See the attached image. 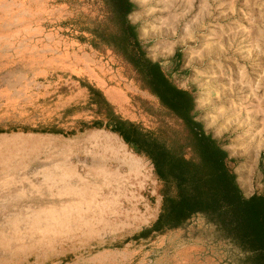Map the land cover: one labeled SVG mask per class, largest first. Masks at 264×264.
<instances>
[{"label":"rangeland","instance_id":"1","mask_svg":"<svg viewBox=\"0 0 264 264\" xmlns=\"http://www.w3.org/2000/svg\"><path fill=\"white\" fill-rule=\"evenodd\" d=\"M132 2L129 19L148 57L194 91L197 117L234 160L244 196L264 194V0ZM96 15L90 0H0V264H232L238 252L200 217L134 239L156 219L161 186L150 162L127 145L141 161L139 175L106 149L120 138L104 128L90 90L144 128L157 125L145 110L158 108L125 64L89 44L77 23ZM100 158L119 166L122 178L105 186L93 176ZM64 160L103 188L99 211L82 212L89 225H45L66 201L49 176Z\"/></svg>","mask_w":264,"mask_h":264},{"label":"trees","instance_id":"2","mask_svg":"<svg viewBox=\"0 0 264 264\" xmlns=\"http://www.w3.org/2000/svg\"><path fill=\"white\" fill-rule=\"evenodd\" d=\"M90 1L97 15L78 21L80 30L94 49L108 51L125 64L136 86L153 97L158 108L145 110L157 117V125L144 128L117 117L104 97L90 90V104L107 121L104 128L150 162L161 186L156 219L134 239L178 230L200 217L218 240L238 252L232 264H264V194L244 196L230 168L234 160L197 117L194 91L179 88L161 64L148 57L138 26L129 19L137 9L132 0Z\"/></svg>","mask_w":264,"mask_h":264},{"label":"bare ground","instance_id":"3","mask_svg":"<svg viewBox=\"0 0 264 264\" xmlns=\"http://www.w3.org/2000/svg\"><path fill=\"white\" fill-rule=\"evenodd\" d=\"M125 148H126L125 144L121 142L120 139L118 141V145L115 148L109 147L106 143V149L112 152L113 157L116 156V157H120L122 159L127 160V162L126 161L124 162L129 167V170H128L129 174H132V171L133 172L135 171V173L133 174L139 175L140 171H142V168H143L141 161L140 162L135 161V159H133L134 155L128 153ZM99 160L100 161H99L98 166L95 165V162H96L95 160L92 161V167L95 168V169H92L94 172L92 175L93 176L97 175V176L102 177L104 179L105 186H106V183H108V181L111 179L113 181H117L122 178L121 172H120L121 170L119 166H117L115 169H112L108 165L103 164L102 161L105 160L104 158H100ZM59 166H61L62 168L60 170V173L50 174L49 176H53L51 177L53 178L52 180L54 181V183H57L59 186L58 195L60 196V198L61 197L66 198V201L63 202L64 205L60 206V208L62 209H58L55 207L52 210H50L51 212L49 215L50 220L45 225L54 226L56 228H58V226L62 227L63 225H65V223H67L70 227H75L74 225H77V224L86 226L89 223V219L88 217L87 218L84 217L82 215V212L83 211L90 212L92 210L99 211L100 208L97 207V201H98L99 196L103 194V188L100 185H96L94 183L93 184L88 183L86 181L85 175L83 177L80 174H78L77 168L76 166L72 164V162L70 163L68 160H64V162L61 163V165ZM144 174L147 180L152 178L151 171H145ZM84 205H85L84 207L85 210L82 208ZM102 207L107 209V205H105L104 202L102 203ZM70 214H73L74 216L76 215L77 217L73 216V218L78 219L77 221L74 220L75 222H71L73 224L69 222L68 217L70 216ZM38 223H39V220H38ZM40 224H43V223L40 222Z\"/></svg>","mask_w":264,"mask_h":264}]
</instances>
